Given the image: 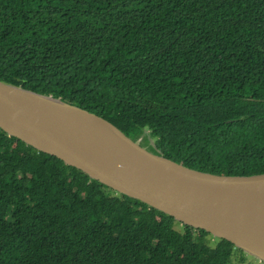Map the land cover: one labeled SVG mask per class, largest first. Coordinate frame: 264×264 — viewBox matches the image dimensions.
I'll return each instance as SVG.
<instances>
[{
  "label": "trees",
  "instance_id": "16d2710c",
  "mask_svg": "<svg viewBox=\"0 0 264 264\" xmlns=\"http://www.w3.org/2000/svg\"><path fill=\"white\" fill-rule=\"evenodd\" d=\"M0 80L192 168L264 172V0H0ZM211 236L0 128V264H233Z\"/></svg>",
  "mask_w": 264,
  "mask_h": 264
},
{
  "label": "water",
  "instance_id": "95a60500",
  "mask_svg": "<svg viewBox=\"0 0 264 264\" xmlns=\"http://www.w3.org/2000/svg\"><path fill=\"white\" fill-rule=\"evenodd\" d=\"M0 128L91 178L264 262V172L220 174L164 156L108 119L0 80Z\"/></svg>",
  "mask_w": 264,
  "mask_h": 264
},
{
  "label": "rangeland",
  "instance_id": "374dc122",
  "mask_svg": "<svg viewBox=\"0 0 264 264\" xmlns=\"http://www.w3.org/2000/svg\"><path fill=\"white\" fill-rule=\"evenodd\" d=\"M148 132L146 131L143 136H141V141L145 145H149V141L146 140L144 137ZM149 137L148 135H146ZM150 148L154 149L152 145H149ZM219 238L212 235L211 236V243L212 245H215L216 242H218ZM232 263L233 264H264L263 261H261L259 258L247 253L244 250H240L239 248H235L234 253L232 255Z\"/></svg>",
  "mask_w": 264,
  "mask_h": 264
}]
</instances>
